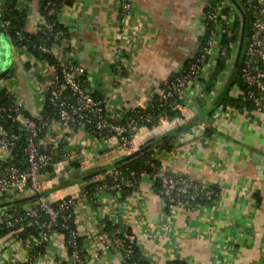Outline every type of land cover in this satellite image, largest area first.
<instances>
[{
	"label": "crops",
	"instance_id": "0c3cea01",
	"mask_svg": "<svg viewBox=\"0 0 264 264\" xmlns=\"http://www.w3.org/2000/svg\"><path fill=\"white\" fill-rule=\"evenodd\" d=\"M134 6L130 30L124 43L126 71L118 75L113 67L120 40L119 0H71L58 14L63 36L53 58L76 59L84 68L82 83L96 97L106 99L108 113L122 120L135 109L147 108L165 84L189 65L207 33V14L214 0H131ZM234 14L236 37L224 44L223 35L213 44L200 75L180 93V117L153 128L142 127L125 152L81 127L63 133L54 176H42L41 194L57 201L69 194L84 193L105 172L81 183L70 184L71 170L79 178L99 169L116 157L137 149L155 137L153 156L166 172L176 178L213 188V200L194 207H170L148 174L139 176L134 187L120 198L113 192H99L96 200L82 199L76 211V227L88 264H125L121 251L105 249L102 239L116 231L136 237L138 256L149 264H264V112L236 107L230 98L241 96L237 77L243 65L249 36V13L244 0H222ZM7 0H0L6 5ZM25 32L41 30L42 0H26ZM229 38V37H227ZM14 72L0 78V87H9L28 115L42 113L43 90L50 78V63L29 53L22 58L15 46ZM18 58H21L18 59ZM188 123L190 125H188ZM188 125L166 139L161 136ZM60 131L50 120L43 136ZM167 143H162L168 140ZM68 159L64 160V155ZM19 160L14 153L0 150V175L5 160ZM66 165L70 168L66 169ZM85 181V182H86ZM7 190L0 203L34 194ZM38 200L31 202L30 207ZM22 203L0 208V221L17 212ZM4 213V214H3ZM18 234L0 237V264L14 259L29 264H71L64 234L57 233L38 252Z\"/></svg>",
	"mask_w": 264,
	"mask_h": 264
},
{
	"label": "built area",
	"instance_id": "2783aa9c",
	"mask_svg": "<svg viewBox=\"0 0 264 264\" xmlns=\"http://www.w3.org/2000/svg\"><path fill=\"white\" fill-rule=\"evenodd\" d=\"M66 1L42 0L41 29L46 32V41L48 42L40 44L38 48L51 56L63 36V30L58 22V14L65 6ZM244 4L249 13V36L240 75L249 88L241 89L240 93L243 99L250 100L253 112L262 113L264 112V0H244ZM226 8H229L226 1L217 0L209 10L207 20L211 26L204 45L200 47L191 63L165 84L157 96V107H164L171 99L180 95L182 90L200 75V70L211 53L216 39L221 35L231 33L234 14L231 9ZM119 12L117 30L120 40L116 45L113 67L116 73L121 75L126 71L128 65L124 53V43L134 26L130 23L134 12L133 2L119 0ZM6 14V5L0 4V19L9 33L12 29V22ZM14 34L17 41V44L14 45L16 51L22 54L23 60L29 61V53L34 54L29 50L28 37L20 29L14 30ZM34 57L37 60V56L34 55ZM54 60L49 62L51 74L48 84L43 90L45 104L42 113L35 116L25 114L20 103L14 98L12 90L9 87H0L8 98V100H4L0 97V150L11 156L19 141L18 132L7 129L2 123L4 120L27 130L23 146L24 158L5 160L3 173L0 175V193L7 190L23 192L27 189L40 192L44 180L42 176L56 162L64 132L76 127L84 128L106 143L117 145L122 152L126 153L133 146V139L140 129L147 127L140 125V119L134 116L127 117L124 121L111 118L106 106V99L96 97L82 83L83 66L72 57H68L65 61ZM152 115V113L144 111L141 119L142 121L149 120ZM162 119L163 121L170 120ZM50 120L58 122L60 131L51 134V142H45L43 136L48 131ZM68 157L67 154L64 155V160ZM148 163L154 166L152 161ZM134 174V171L127 172L114 167L106 171L103 177L94 180L92 186L83 190L84 193L69 194L57 200L55 204L41 195L26 212L1 220L0 230L15 229L25 222L33 223L35 232H31L25 237H19L18 241L29 244L33 252H38L57 233H62L66 240L71 264H88L86 255L81 250L79 231L76 227V209L80 201L82 199L94 201L99 192L119 193L125 188L134 187L139 178L134 177ZM143 174L150 175L154 183L157 178L161 179L162 186L158 192L166 198L170 207L184 204L194 207L199 203L196 201L198 196L203 195L208 200H213L217 195V192L209 187L185 178L172 177L162 167L159 171L155 169L152 171L143 170L139 176ZM102 242L105 249L112 246L117 247L121 251L124 261H128L129 264H145L140 261V258H134L137 245L133 233H122L118 230L112 237L105 236ZM29 262L14 259L6 264H29Z\"/></svg>",
	"mask_w": 264,
	"mask_h": 264
},
{
	"label": "trees",
	"instance_id": "16d2710c",
	"mask_svg": "<svg viewBox=\"0 0 264 264\" xmlns=\"http://www.w3.org/2000/svg\"><path fill=\"white\" fill-rule=\"evenodd\" d=\"M71 0H67L66 3H69ZM215 2L217 0H214ZM215 2H213V5L215 4ZM6 7H7V14L6 16L8 18L11 19L12 22V29L9 32L10 38L12 43L15 45L17 44L16 38H15V34H14V30L16 29H20L22 31H24V33L26 34V36L28 37V41L27 44L29 45V50L38 58L40 59H45L48 62H53L55 61L53 56L47 54V53H43L42 51H40V49L38 48L40 44L42 43H46L48 41H46V37L47 34L46 32L41 29L36 33H32L29 34L27 32H25L24 28L26 25V18H27V7L24 6V3L20 0H7L6 2ZM42 9V7H41ZM227 11V10H226ZM210 26L211 23L209 24L207 33L205 35L204 40L202 41V45L200 47H202L208 37V33L210 30ZM232 31L231 33H226L223 35V39L222 41L224 42V44L229 43L230 41H233L234 37H236V34H233L234 32L236 33V22L234 23L233 27H232ZM229 37V38H227ZM229 41V42H227ZM245 57V55H244ZM241 70V69H240ZM237 82L240 86V88L247 90V88H249L248 84L245 82V80L241 77L240 72L238 74L237 77ZM0 97L4 100H8V98L4 95V91L0 89ZM157 96L155 97L154 101L145 109H135L132 112H128L127 116L125 118H123L122 120H126L127 117L130 116H134L140 119L139 123L140 125H145L149 128H153L154 126L158 125L160 120L162 118H167V119H174L175 117H180L181 116V112L179 111V109L177 108L178 103L180 102L179 99V95L174 97L173 99H171V101L165 105L164 107H157L156 102H157ZM175 101H177V103H174ZM229 103L236 106V107H243V106H248L251 107L252 103L250 102L249 99H243L241 96L238 98H230L229 99ZM145 112H150L152 113V117L149 120H143L141 119V116H143V113ZM5 127L9 130H14L16 132H18L19 134V141H18V145L14 150V153L16 154L17 157H20V159H23V146L27 137V130L17 124L11 123L10 121H6L4 120L2 122ZM169 141L168 140H164L162 143H167ZM153 149L154 147H151L150 149L144 151L143 153H141L139 156L132 158L131 160L122 163L121 165L117 166V168H121L124 169L125 171H134L135 174L133 175L134 177H139V174L143 171H152V169H155L156 171H159V169H161V164L160 161L158 159H156L153 156ZM13 153V154H14ZM149 161H152L154 166H151L150 163H148ZM47 178H51L54 176V165L52 164L48 169H47ZM154 185L156 186V189H159L162 186V182L160 178H157ZM213 189V188H210ZM215 190V189H213ZM128 191H130V188H125V190L116 193V195L120 196V198L126 196V194L128 193ZM216 191V190H215ZM217 192V191H216ZM42 196L44 194H41ZM217 195L214 196V198H216ZM197 202L201 203V202H205L208 201V199L203 196L200 195L198 196V198L196 199ZM53 203L55 204L56 201H53ZM35 226L33 223L31 222H25L23 224L18 225L15 229H5V230H0V237L7 235V234H11V235H15L18 234L21 237H25L27 234L29 233H33L35 232ZM80 241V240H79ZM134 258H139L138 256V250H137V246L135 249V254H134ZM140 261L142 263L145 264H149L148 262L140 259ZM125 264H129L128 261H125ZM172 264H177V263H172ZM182 264V263H179Z\"/></svg>",
	"mask_w": 264,
	"mask_h": 264
},
{
	"label": "water",
	"instance_id": "95a60500",
	"mask_svg": "<svg viewBox=\"0 0 264 264\" xmlns=\"http://www.w3.org/2000/svg\"><path fill=\"white\" fill-rule=\"evenodd\" d=\"M3 43H6L8 46H12V49H10V51H8V53H7L8 54L7 60L0 59V78H4V77L7 78L8 74L14 72L15 51L13 49L14 44L11 41L10 35H9L8 31L6 30V28L4 27L2 20L0 19V50L2 48ZM174 103H177V101H175ZM188 125H190V124L188 123ZM188 125H183V126H180L174 130H171L168 133H166L165 135L161 136V138L166 139L170 136H173L175 133L180 132L182 129L186 128ZM155 140H156V138L152 137V138L146 140L144 143H142L134 151L129 152L126 155L116 157L115 159H113L112 162L106 164L103 167H100L99 169L93 168L92 170H89L86 173H83V175L79 178H75V173H79L81 170L80 169L71 170V172L69 173V179H70L69 183L70 184H76V183L83 182L82 187L85 188L88 185L86 180L94 177L97 174L106 172V171H108L114 167H117V166L121 165L122 163L131 160L132 158L139 156L141 153H143L144 151L150 149L153 145H155L156 144ZM69 168H70V166L66 165V169H69ZM261 170L263 172L264 168H261ZM167 173L169 175H171L172 177L176 176L175 173H173V172L168 171ZM259 175H261V177L264 178V172L259 173ZM40 196H41L40 192H35L34 194L26 196V197L13 199V200L8 201L6 203H0V208L3 206L13 205L16 203H22V206L18 208L17 212L14 213L12 216L6 217V219H8L10 217H15V216H18V215L26 212L29 209L31 202L33 200L39 198ZM121 256H123L122 253H121Z\"/></svg>",
	"mask_w": 264,
	"mask_h": 264
},
{
	"label": "rangeland",
	"instance_id": "374dc122",
	"mask_svg": "<svg viewBox=\"0 0 264 264\" xmlns=\"http://www.w3.org/2000/svg\"><path fill=\"white\" fill-rule=\"evenodd\" d=\"M11 45V44H10ZM12 49V46H8L6 43H3L2 48L0 50V59L7 60L8 51ZM21 60V58H18Z\"/></svg>",
	"mask_w": 264,
	"mask_h": 264
}]
</instances>
